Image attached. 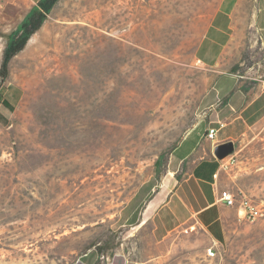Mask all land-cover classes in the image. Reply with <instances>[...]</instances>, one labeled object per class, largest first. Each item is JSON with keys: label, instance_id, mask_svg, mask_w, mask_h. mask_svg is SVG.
Instances as JSON below:
<instances>
[{"label": "rangeland", "instance_id": "obj_1", "mask_svg": "<svg viewBox=\"0 0 264 264\" xmlns=\"http://www.w3.org/2000/svg\"><path fill=\"white\" fill-rule=\"evenodd\" d=\"M255 4L57 1L5 83L0 264H264V189L261 215L229 221L221 242L186 224L156 247L120 217L160 182L216 72L264 70Z\"/></svg>", "mask_w": 264, "mask_h": 264}, {"label": "crops", "instance_id": "obj_2", "mask_svg": "<svg viewBox=\"0 0 264 264\" xmlns=\"http://www.w3.org/2000/svg\"><path fill=\"white\" fill-rule=\"evenodd\" d=\"M38 1L0 0V66L6 34L21 24ZM7 9L16 17H6ZM254 16L264 45V0H256ZM201 58L215 62L219 55ZM216 73L202 95V115L172 150L160 182L141 185L122 209L121 225L136 226L135 235L144 243L159 247L173 230L186 224L204 228L213 241L221 242L229 221L240 218L235 206L220 200L221 191L247 195L256 202L264 189V70L258 78L250 77L249 83L233 71ZM4 88L0 77L2 114ZM211 128L217 130L215 138L208 136ZM227 141L234 142V149L220 158L215 149Z\"/></svg>", "mask_w": 264, "mask_h": 264}, {"label": "trees", "instance_id": "obj_3", "mask_svg": "<svg viewBox=\"0 0 264 264\" xmlns=\"http://www.w3.org/2000/svg\"><path fill=\"white\" fill-rule=\"evenodd\" d=\"M57 1L58 0H39L37 6L31 9L18 26L17 30L12 33L4 49L0 66L2 83H6V79L9 76L10 63L13 57L25 48L31 36L41 28L48 13L52 10ZM160 164L161 162H156V166L159 167Z\"/></svg>", "mask_w": 264, "mask_h": 264}, {"label": "built area", "instance_id": "obj_4", "mask_svg": "<svg viewBox=\"0 0 264 264\" xmlns=\"http://www.w3.org/2000/svg\"><path fill=\"white\" fill-rule=\"evenodd\" d=\"M217 130L211 128L208 132L210 138H215ZM235 159H232L234 161ZM220 200L228 206H235L240 218L248 219L251 221L256 220L262 213L259 205L247 195L236 194L230 190H222L220 194ZM210 253L213 252L210 249Z\"/></svg>", "mask_w": 264, "mask_h": 264}, {"label": "water", "instance_id": "obj_5", "mask_svg": "<svg viewBox=\"0 0 264 264\" xmlns=\"http://www.w3.org/2000/svg\"><path fill=\"white\" fill-rule=\"evenodd\" d=\"M233 149H234V142L227 141L217 145L215 152L220 158H222L227 154H229L231 151H233Z\"/></svg>", "mask_w": 264, "mask_h": 264}]
</instances>
